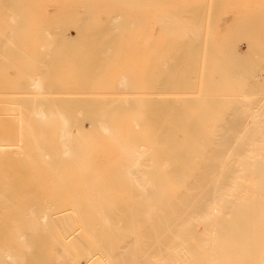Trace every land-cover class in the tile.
I'll use <instances>...</instances> for the list:
<instances>
[{"label": "bare ground", "instance_id": "obj_1", "mask_svg": "<svg viewBox=\"0 0 264 264\" xmlns=\"http://www.w3.org/2000/svg\"><path fill=\"white\" fill-rule=\"evenodd\" d=\"M0 264H264V0H0Z\"/></svg>", "mask_w": 264, "mask_h": 264}]
</instances>
